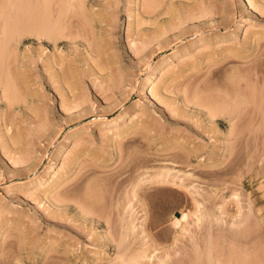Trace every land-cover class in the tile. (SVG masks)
<instances>
[{"label":"rangeland","instance_id":"1","mask_svg":"<svg viewBox=\"0 0 264 264\" xmlns=\"http://www.w3.org/2000/svg\"><path fill=\"white\" fill-rule=\"evenodd\" d=\"M0 47V264H264V0H0Z\"/></svg>","mask_w":264,"mask_h":264},{"label":"bare ground","instance_id":"2","mask_svg":"<svg viewBox=\"0 0 264 264\" xmlns=\"http://www.w3.org/2000/svg\"><path fill=\"white\" fill-rule=\"evenodd\" d=\"M38 8V7H37ZM38 9H40V8H38ZM32 11H34V10H32ZM29 12V11H28ZM35 12H36V10H35ZM39 12V11H38ZM59 12V11H58ZM58 12H57V14H58ZM34 13V12H33ZM40 13L42 14V12L40 11ZM34 14H36V15H32V13H31V15L36 19V21L38 22H36V23H34L35 22V19L31 16L30 18H31V20H32V22L34 23V29L35 30H37V31H35V33L37 32V34H38V36L39 37H41V36H44V35H50V36H53V37H51V38H55L56 36H55V34H56V32H55V29H53V26H52V28H51V31L54 33V35L51 33V32H48L49 31V29H47L48 31V33H46V31H45V29H44V23L46 22V19H50L48 16V14L47 15H45V14H43V16L45 15L46 17H48V18H45V19H43V21H45V22H43L42 21V17H39V15L37 14V13H34ZM56 14V15H57ZM59 15V14H58ZM57 15V16H58ZM26 16V15H25ZM24 16V17H25ZM29 14L27 15V17H25V19H29ZM55 17V18H58V17ZM23 17H21V19H22ZM53 18V17H52ZM21 19H20V21H21ZM40 19H41V21H40ZM54 19V18H53ZM15 20H16V18H15ZM14 17H13V19H12V21H13V23H11L10 24V26L9 27H11V26H13L12 28H9V29H11L12 30V32H11V30L9 31V30H7L8 32V36H11V34L14 36V38H12V37H9V39H14V41H16L15 40V36L17 37V36H20V34H21V31H20V27L22 26H24L25 24H23V22H24V18L22 19L23 20V22H22V25L19 23L18 24V20H19V18L16 20V24H17V27H16V24L14 23ZM30 20V21H31ZM39 21H40V23H39ZM50 21V20H49ZM47 21V23H45V26L47 27V28H50V26H51V24H50V22H52V21ZM55 23V25H56V23H57V20L55 21V19L53 20ZM26 23H28L27 21H25ZM24 22V23H25ZM31 22V23H32ZM43 23V24H42ZM49 23V27L47 26V24ZM30 23H28L27 25H28V27L27 26H24L23 27V29H22V31L24 30V28H25V30H27V31H29L30 29H32V30H34L33 29V27L31 28V25H29ZM18 25H20V27H18ZM57 25H58V23H57ZM56 25V26H57ZM30 26V27H29ZM21 27V28H22ZM26 27H27V29H26ZM45 27V28H46ZM30 28V29H29ZM54 28H56V27H54ZM57 29V28H56ZM24 30V32H27V31H25ZM54 30V31H53ZM57 31V30H56ZM24 32H22V33H24ZM9 33H11L10 35H9ZM36 34V35H37ZM58 34V33H57ZM56 34V35H57ZM22 35V34H21ZM18 38V37H17ZM56 39V38H55ZM18 40H19V38H18ZM13 41V42H14ZM206 47V46H205ZM1 48V47H0ZM4 49V48H3ZM1 52V51H0ZM3 52V51H2ZM1 54H3V53H1ZM1 54H0V66H2L3 67V65H1V64H3V63H1V59H2V56H1ZM4 62V61H3ZM2 67H0V68H2ZM2 71V70H1ZM2 76V75H1ZM0 76V77H1ZM2 78V77H1ZM0 78V79H1ZM7 86H8V83H7ZM217 111V110H216ZM214 112V111H213ZM118 131V130H117ZM120 132V131H119ZM118 132V133H119ZM147 180H149V179H139L138 181H136V183H135V185L134 186H137L138 184H140V183H144L145 181H147ZM183 180V179H182ZM160 182H164V183H170V184H173V185H175V186H179V187H181V188H183V189H185L188 193H189V195L190 196H192L193 197V199H194V201L196 202V207H197V209H198V212H200V213H202L203 212V209H204V204H202L201 202H200V200H199V198H198V196L195 194V192L191 189V187L188 185V184H186L185 182H181L179 179H164V180H159ZM146 183V182H145ZM142 186V185H141ZM140 186V187H141ZM131 191V190H130ZM137 194H138V191H133V194L132 195H130V197H131V199H134V201H135V203L134 204H136V205H138L137 207H139V209H140V211H138L139 213L137 214V221H138V226L136 227L137 229H138V231H139V233L142 235V234H146V228H145V222H146V214H145V212H144V209H143V206H144V204H143V202L141 201V199L140 198H138V196H137ZM140 199V200H139ZM141 201V202H140ZM141 207V208H140ZM138 209V210H139ZM220 214H221V209H220V207H214L211 211H209V218H216V217H218V216H220ZM199 214H197V216H198ZM173 223H174V225L176 226V227H181V223H180V221H179V219L177 218V217H175V218H173ZM124 231V233H125V229L123 230ZM108 235V234H107ZM145 236V235H144ZM148 236V235H147ZM102 237H103V235H102ZM146 238V237H145ZM146 240H147V238H146ZM145 239H144V241H146ZM103 243V246H106V250L108 251V250H111L110 249V245L112 244V238L111 237H103V241H102ZM124 247L125 248H127V236L124 234V235H121V237H120V239H119V241H118V243H117V250H116V252L117 253H121V254H123L125 251H126V249H124ZM150 253H149V255L147 256V260L149 261V262H151V263H154V262H156V261H158V260H161L160 259V257H159V250L158 249H156V248H154V249H151L150 251H149ZM121 256V255H120ZM119 256V257H120ZM51 261V260H50ZM56 261V260H55ZM50 263V262H49ZM60 263V262H59ZM4 264H6L5 262H4ZM51 264V263H50ZM52 264H54L53 263V260H52ZM55 264H58V262L57 263H55Z\"/></svg>","mask_w":264,"mask_h":264},{"label":"water","instance_id":"3","mask_svg":"<svg viewBox=\"0 0 264 264\" xmlns=\"http://www.w3.org/2000/svg\"><path fill=\"white\" fill-rule=\"evenodd\" d=\"M176 215H179V213H178V212H176Z\"/></svg>","mask_w":264,"mask_h":264}]
</instances>
